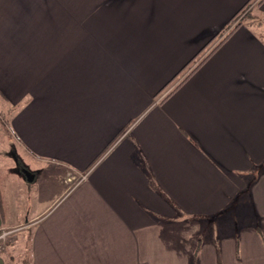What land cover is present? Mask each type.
Wrapping results in <instances>:
<instances>
[{
  "label": "crops",
  "instance_id": "crops-1",
  "mask_svg": "<svg viewBox=\"0 0 264 264\" xmlns=\"http://www.w3.org/2000/svg\"><path fill=\"white\" fill-rule=\"evenodd\" d=\"M249 1L0 0L34 177L0 170V232L30 233L0 264H264V0L223 37ZM40 177L56 194L14 222Z\"/></svg>",
  "mask_w": 264,
  "mask_h": 264
},
{
  "label": "rangeland",
  "instance_id": "rangeland-1",
  "mask_svg": "<svg viewBox=\"0 0 264 264\" xmlns=\"http://www.w3.org/2000/svg\"><path fill=\"white\" fill-rule=\"evenodd\" d=\"M259 3H261V0H250L249 4H247V6H245L244 8H242V10L240 11V13L235 17V19L230 23V25L227 27L226 31L224 32V36L221 35L217 38L214 39V41H212V43H210V47L214 45V47L217 45V43L219 41H221V37H225L229 32H231L236 26H238L239 24H242L243 22L247 21L251 16H253L252 14V10L254 9V7H256ZM165 96V95H164ZM4 110L2 111L0 109V170L1 171H11L14 172L13 170H20L21 169V165L19 164L17 158H16V154L19 157L24 158V155H21V152L19 150V147L16 143V140L14 138L13 133L11 132V129L8 127L9 124V114L8 113H3ZM21 158V161L23 163L24 159ZM25 163V161H24ZM23 177V175H21ZM24 178V177H23ZM51 178V177H50ZM52 184L57 183V178L56 177H52ZM2 181H5V177H1L0 178V189L3 192L4 195V190L3 186H2ZM27 186V190L24 193V199L22 200V202H17L14 198L10 199L9 202V211H10V218L11 220H13L14 222H18L19 217L22 216V212L24 210V208L26 209V214H24V216L21 217V219H23L22 221H26L28 218H30L33 215V211L34 209L37 207L35 204V199L38 198L40 200H42L43 196L46 195H54L56 194L55 192L52 193H45L43 187L41 186V177L38 180L32 181V182H26L25 183ZM46 185V182L44 183ZM65 186V185H63ZM56 187V186H55ZM61 187V186H60ZM30 188V189H29ZM29 190H31V197L26 198V195L28 197V193ZM19 192V189L17 190ZM29 231L25 230V231H21V227L16 228L13 232L9 231V230H3L0 232V243H3L4 245H9V246H14L16 243H21L24 241L23 238H27L26 240H28V236H29ZM15 253V252H13ZM14 256H18L17 253ZM21 261H18L17 264H20ZM10 264H15V262H13L12 260H10Z\"/></svg>",
  "mask_w": 264,
  "mask_h": 264
},
{
  "label": "water",
  "instance_id": "water-1",
  "mask_svg": "<svg viewBox=\"0 0 264 264\" xmlns=\"http://www.w3.org/2000/svg\"><path fill=\"white\" fill-rule=\"evenodd\" d=\"M22 172L27 177V179L29 181L33 180L34 177L32 178L33 175L29 171H27L26 169H24Z\"/></svg>",
  "mask_w": 264,
  "mask_h": 264
},
{
  "label": "trees",
  "instance_id": "trees-1",
  "mask_svg": "<svg viewBox=\"0 0 264 264\" xmlns=\"http://www.w3.org/2000/svg\"><path fill=\"white\" fill-rule=\"evenodd\" d=\"M262 1H263V0H262ZM262 1H261V2H262ZM249 2H250V1H249ZM249 2H248L247 4H249ZM247 4H246V6H247ZM234 19H235V17L232 19V21H233ZM221 43H222V42H221ZM203 51H204V49H202L201 52H200L199 54H201ZM194 59H195V58H194ZM203 62H204V61H203ZM203 62H202V63H203ZM189 65H190V64H189ZM187 66H188V65H187ZM187 66H186V67H187ZM186 67H185V68H186ZM185 68H184V69H185ZM180 73H181V72H180ZM178 76H179V74H178ZM176 77H177V76H176ZM168 85H169V84H168ZM16 158H17L18 162H21V158H20L17 154H16ZM27 263H28V262H27Z\"/></svg>",
  "mask_w": 264,
  "mask_h": 264
},
{
  "label": "flooded vegetation",
  "instance_id": "flooded-vegetation-1",
  "mask_svg": "<svg viewBox=\"0 0 264 264\" xmlns=\"http://www.w3.org/2000/svg\"><path fill=\"white\" fill-rule=\"evenodd\" d=\"M19 164L21 165V169H25V165L22 163V161L21 162H19Z\"/></svg>",
  "mask_w": 264,
  "mask_h": 264
}]
</instances>
